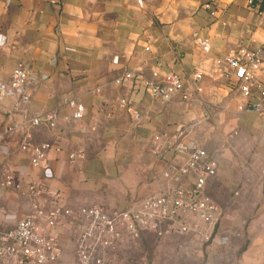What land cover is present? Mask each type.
<instances>
[{
  "label": "crops",
  "instance_id": "obj_1",
  "mask_svg": "<svg viewBox=\"0 0 264 264\" xmlns=\"http://www.w3.org/2000/svg\"><path fill=\"white\" fill-rule=\"evenodd\" d=\"M262 43L263 4L247 0H0V79L22 62L30 92L22 111L13 105L15 91L3 99L0 126L23 112L56 114L54 125L30 130V140L50 144L47 167L33 166L19 149L21 133L12 132L0 139V170L9 166L21 178L43 177L48 188L59 189L62 205H136L149 193L193 183L194 170L178 180L170 172L186 158L166 147V139H176L204 148L201 162L216 161L205 187L221 208L220 235L229 219L264 221V111L238 109L245 101L238 81L214 63L233 46ZM128 69L146 76L156 71L157 77L176 72L189 100L178 94L161 100L131 80L114 81ZM257 78L264 80V67ZM117 96L126 97L127 106ZM70 97L83 103L82 117L70 116ZM154 133L163 137L156 141ZM78 147L84 158L68 161V151ZM27 205L26 197L0 187L5 226ZM55 231L64 264L68 243L75 247L76 225L61 219ZM248 234L234 264L264 261V231ZM207 248L231 246L211 242ZM73 255L75 263V248Z\"/></svg>",
  "mask_w": 264,
  "mask_h": 264
},
{
  "label": "built area",
  "instance_id": "obj_2",
  "mask_svg": "<svg viewBox=\"0 0 264 264\" xmlns=\"http://www.w3.org/2000/svg\"><path fill=\"white\" fill-rule=\"evenodd\" d=\"M247 1L262 3L264 7V0ZM214 63L225 77H234L238 81L240 94L245 98L238 103V109L264 111V80L257 78V71L264 67V43L252 49L244 45L233 46L217 56ZM201 75V71L193 72L194 78ZM28 79L27 67L22 62L16 63L10 76L0 79V103L15 91L13 105L21 110L22 104L30 99ZM129 80L135 87L147 89L158 99L171 100L178 94L182 102L189 100L188 92L174 71L157 77L156 71L152 76H146L128 69L114 79L118 83ZM116 99L121 106H127L126 97L117 96ZM66 102L72 107L70 116L82 117L84 105L80 100L70 97ZM55 121L56 114L51 111L23 112L19 120L0 126V139L12 132L21 133L19 149L27 153L33 166L45 169L50 144L30 140V130L41 123L54 125ZM162 137L161 133L153 135L156 141ZM170 146L186 153L181 163L170 166L174 179L178 180L181 174L194 170L193 183L171 186L162 192L145 195L136 205L111 209L101 203L78 207L62 205L58 202L59 189L48 188L43 177L21 178L14 169L3 166L0 187L12 188L23 195L28 205L12 225L5 226L0 219V264H62V247L55 231L61 219L76 225L74 264H151L146 257L129 260L121 254L123 245H137L146 232L158 236L198 234L210 242L220 237L221 208L205 187L207 176L216 172V161L209 158L201 162L206 150L190 148L181 140L166 139V147ZM84 156L83 147L67 153L68 161Z\"/></svg>",
  "mask_w": 264,
  "mask_h": 264
},
{
  "label": "rangeland",
  "instance_id": "obj_3",
  "mask_svg": "<svg viewBox=\"0 0 264 264\" xmlns=\"http://www.w3.org/2000/svg\"><path fill=\"white\" fill-rule=\"evenodd\" d=\"M7 192L9 195L14 194L11 191ZM226 227L225 232L212 242L231 246V249L227 251L208 250L207 247L211 242L204 241L198 234L176 233L158 236L146 232L137 245H123L121 254L129 260L146 257L151 264H234L236 257L247 245L249 231L253 229L264 231V221L251 218H241L237 221L229 219ZM233 247H236V250ZM65 251L64 264H73L72 241L68 243ZM260 264H264V261Z\"/></svg>",
  "mask_w": 264,
  "mask_h": 264
}]
</instances>
